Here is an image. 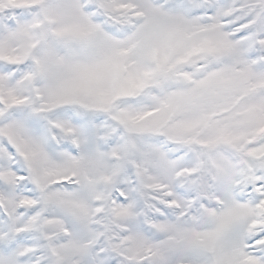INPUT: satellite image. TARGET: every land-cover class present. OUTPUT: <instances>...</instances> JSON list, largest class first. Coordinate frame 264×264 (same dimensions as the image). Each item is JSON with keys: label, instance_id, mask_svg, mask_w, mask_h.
I'll return each instance as SVG.
<instances>
[{"label": "snow or ice", "instance_id": "6c2138e0", "mask_svg": "<svg viewBox=\"0 0 264 264\" xmlns=\"http://www.w3.org/2000/svg\"><path fill=\"white\" fill-rule=\"evenodd\" d=\"M0 264H264V0H0Z\"/></svg>", "mask_w": 264, "mask_h": 264}]
</instances>
